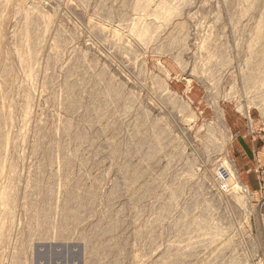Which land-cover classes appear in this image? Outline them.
Instances as JSON below:
<instances>
[{
	"label": "rangeland",
	"instance_id": "rangeland-1",
	"mask_svg": "<svg viewBox=\"0 0 264 264\" xmlns=\"http://www.w3.org/2000/svg\"><path fill=\"white\" fill-rule=\"evenodd\" d=\"M263 82L264 0H0V264H264Z\"/></svg>",
	"mask_w": 264,
	"mask_h": 264
},
{
	"label": "crops",
	"instance_id": "crops-1",
	"mask_svg": "<svg viewBox=\"0 0 264 264\" xmlns=\"http://www.w3.org/2000/svg\"><path fill=\"white\" fill-rule=\"evenodd\" d=\"M257 158H258L260 165L264 167V147L260 148L259 151L257 152ZM260 186L261 187L264 186V178L263 177H262L261 182H259V187ZM262 190H263V192H262ZM261 193L262 194L264 193V187H263V189L261 188Z\"/></svg>",
	"mask_w": 264,
	"mask_h": 264
},
{
	"label": "bare ground",
	"instance_id": "bare-ground-1",
	"mask_svg": "<svg viewBox=\"0 0 264 264\" xmlns=\"http://www.w3.org/2000/svg\"><path fill=\"white\" fill-rule=\"evenodd\" d=\"M139 9V8H138ZM142 9V8H141ZM143 11V10H142ZM157 13V12H156ZM139 22V21H138ZM137 24V23H136ZM146 26V25H145ZM144 29V28H143ZM144 31H146V30H143V31H141V32H139V34L140 35H143L144 36ZM146 33V32H145ZM138 35V34H137ZM140 35H138V36H140ZM145 38V37H144ZM31 40V39H30ZM24 41V40H23ZM26 45V44H25ZM21 47V46H20ZM21 51V50H20ZM26 54V53H25ZM20 55V54H19ZM28 58V57H27ZM20 59V58H19ZM25 60V59H24ZM20 61V60H19ZM23 61V60H22ZM24 62V61H23ZM25 63V62H24ZM24 63H22V64H24ZM27 63V62H26ZM25 65H27V64H25ZM32 65V64H31ZM31 69H32V67H31ZM33 69H34V67H33ZM26 72V71H25ZM31 73V71H29V74ZM35 73H36V71H35ZM34 73V74H35ZM33 77V76H32ZM31 79V78H30ZM34 79V78H33ZM264 83V82H263ZM263 86V85H262ZM25 110V109H24ZM23 110V111H24ZM27 110H28V108H27ZM24 113V112H23ZM26 115H28V114H26ZM25 115V116H26ZM26 120V119H25ZM25 122V121H24ZM26 127V126H25ZM25 131V130H24ZM24 139V138H23ZM24 141V140H23ZM4 193H5V191H4ZM1 195H3L2 193H1ZM1 199V198H0ZM5 199V198H4ZM2 200H3V198H2ZM2 200H1V202H2ZM4 209V208H3ZM6 209V208H5ZM2 210V209H1ZM3 211V210H2Z\"/></svg>",
	"mask_w": 264,
	"mask_h": 264
}]
</instances>
